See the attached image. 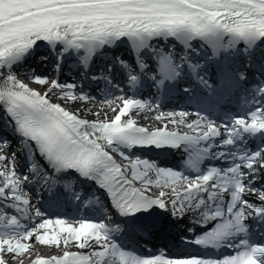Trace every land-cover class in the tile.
<instances>
[{"label": "bare ground", "instance_id": "obj_1", "mask_svg": "<svg viewBox=\"0 0 264 264\" xmlns=\"http://www.w3.org/2000/svg\"><path fill=\"white\" fill-rule=\"evenodd\" d=\"M151 3H158V6L165 5L166 9L159 10L155 7L149 8L153 14L160 15L162 19L170 21V23L177 24L187 19V15L194 13V10L200 9L206 5L223 6L224 13L229 16H239L241 14L253 16L258 21L264 23V0H150ZM150 3V4H151ZM89 6H63L48 10L38 17H33V22L42 24L38 29L18 34L15 36L4 37L0 39V82L4 79L3 74L7 73L8 64L11 63L14 50L30 45L32 40L38 37H56L62 33H69L72 36H81L83 33L94 32L105 29L117 28L119 31L127 28L126 20H104V23L99 22L90 16L88 12ZM102 8V7H99ZM181 9V11H180ZM50 20L48 23H41L42 20ZM62 20L56 22L55 20ZM23 23L11 24L2 33L20 30ZM12 30V31H11ZM6 81L13 84V89L16 94H20L28 101H36L38 95L44 96V101L41 106L45 108L48 113L61 114L63 109H71L76 113L77 123L85 119H109L117 115L114 107L115 102L97 104L94 101L77 100L75 97L66 95L61 91L58 85H38L30 86L15 80L11 75H7ZM124 101V100H123ZM63 108V109H62ZM131 111L127 117H134L141 115L154 117L155 123H179L176 118H158L156 113H149L147 109H141L140 112ZM132 115V116H131ZM158 118V119H157ZM190 123V121H188ZM19 183L15 179L14 165L6 159V151H0V193L7 194V198L14 202L19 200ZM152 190H155L153 187ZM5 191V193H4ZM54 230V231H53ZM29 235L22 238L21 241L0 242V264H23L27 260L42 255H53L61 251L66 246L84 247L88 248L96 243L93 235H86L82 230L79 233L75 231V227L69 224H48L41 227L39 224L28 231ZM60 237L58 240L57 237ZM29 248L25 251L24 248Z\"/></svg>", "mask_w": 264, "mask_h": 264}]
</instances>
